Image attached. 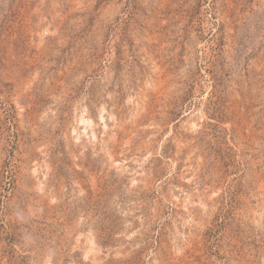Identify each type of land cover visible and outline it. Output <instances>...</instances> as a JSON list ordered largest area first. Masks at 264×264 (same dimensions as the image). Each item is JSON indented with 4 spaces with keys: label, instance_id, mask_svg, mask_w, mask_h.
Returning a JSON list of instances; mask_svg holds the SVG:
<instances>
[{
    "label": "rangeland",
    "instance_id": "rangeland-1",
    "mask_svg": "<svg viewBox=\"0 0 264 264\" xmlns=\"http://www.w3.org/2000/svg\"><path fill=\"white\" fill-rule=\"evenodd\" d=\"M49 250L264 264V0H0V264Z\"/></svg>",
    "mask_w": 264,
    "mask_h": 264
},
{
    "label": "clouds",
    "instance_id": "clouds-1",
    "mask_svg": "<svg viewBox=\"0 0 264 264\" xmlns=\"http://www.w3.org/2000/svg\"><path fill=\"white\" fill-rule=\"evenodd\" d=\"M21 219H23V217H21ZM23 239L25 240V242H26L27 244H32V243H34V238H33L30 234H26V235H24ZM52 255H53L52 250H49V252H48V254H47V256H46V260H47L48 264H50V262H51Z\"/></svg>",
    "mask_w": 264,
    "mask_h": 264
},
{
    "label": "bare ground",
    "instance_id": "bare-ground-1",
    "mask_svg": "<svg viewBox=\"0 0 264 264\" xmlns=\"http://www.w3.org/2000/svg\"><path fill=\"white\" fill-rule=\"evenodd\" d=\"M100 118L103 119V116H100ZM81 119H82V118H81ZM82 121H83V120H82ZM90 122H91V121H89V123H90Z\"/></svg>",
    "mask_w": 264,
    "mask_h": 264
}]
</instances>
